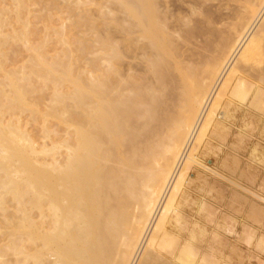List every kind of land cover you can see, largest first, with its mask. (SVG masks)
I'll return each instance as SVG.
<instances>
[{
	"label": "bare ground",
	"instance_id": "6f19581e",
	"mask_svg": "<svg viewBox=\"0 0 264 264\" xmlns=\"http://www.w3.org/2000/svg\"><path fill=\"white\" fill-rule=\"evenodd\" d=\"M202 1H121L119 25H110L114 29L108 27L104 33L105 59L90 61L86 86L81 79H74L85 75L74 74V61L63 62L57 55L48 63L43 47L40 51L44 53L37 52L38 46L36 52L31 51L42 70L36 80L54 83L50 77L60 74V82L54 78L57 84L52 102L60 103L68 113L63 124L65 129L74 127L73 147L67 148L63 164L43 150L52 161L42 163L39 158L45 154L38 158V146L22 123L12 118L4 124V114L0 115V190L7 187L15 198L29 195L34 201L28 207V203L23 207L27 200L18 206L22 215L17 229L23 236L13 239L8 264H188V259L200 255L180 233L175 240L181 246L177 256L163 254L168 251L165 246L174 241L176 229L183 228L179 227L178 197L191 164H195L196 147L218 116L220 100L214 95L219 85L225 93L236 80L234 98L245 97L243 79L234 65L235 69H230L231 64L237 56L236 61L249 62L264 47V35L256 31L261 19L264 26V0H243L236 8L228 4L236 0H226L222 6L218 0L217 8L205 3L200 6ZM254 29L257 34L253 37ZM60 35H65L63 28ZM29 71L30 75L5 74L11 88V95H3L8 104L18 101L27 105L24 97L33 86ZM42 82L39 84L44 85ZM61 82H68L70 90L62 89ZM4 90L0 86V94ZM220 116L224 117L223 111ZM198 226V222L193 223L196 229ZM3 261L0 264H5Z\"/></svg>",
	"mask_w": 264,
	"mask_h": 264
},
{
	"label": "rangeland",
	"instance_id": "374dc122",
	"mask_svg": "<svg viewBox=\"0 0 264 264\" xmlns=\"http://www.w3.org/2000/svg\"><path fill=\"white\" fill-rule=\"evenodd\" d=\"M14 1L15 0H0V10L4 9V12L3 10L2 12H0V23L2 25L1 27H3H0V31L3 30L2 33L0 32V48L1 46H3L0 50L2 51L0 52V55L3 54L0 56V67H2L0 69V86L1 91L4 90V88L6 90V92L4 90L3 94H0V115L4 114L1 115L3 116V118L0 117V119L2 118L1 120L3 122L5 121L4 124L12 118L13 120L17 119L18 121H20L23 127L26 128L23 129L22 127V129L26 131L28 133V136H30V138L35 142V146H38V158L39 156H42V154H45L43 150H47V156H49L50 153H53V155H51H55L54 158L56 159V161L63 164L65 162L64 159L67 148L73 147V138L71 135L73 133L72 130L74 127H70L67 129L64 128L66 127V125L63 123H65L68 119V113H66L65 110L62 109V105L60 103L56 105L52 102L53 87L54 83H56L54 78L58 82H60V74L54 73L56 74V76H54V78L50 77V79L53 80L54 83L51 81H47V83L46 81H43L45 82L43 83V79L40 81H38L39 79L36 80L38 76L42 74V70L37 66L34 53L31 51H35L34 49H36V47L38 46L37 48L39 49L36 50L37 52H39L43 47L44 50L43 48L41 50H46V52H40L46 55V60H50L47 61L48 63H50L51 60L58 58L57 55L63 62H66L68 60L67 62L72 63L74 61V65L72 64V68L74 67V74H85L84 76L78 75L80 76V78H76L74 76V79H81V81L84 82V86H86V76L87 71H89L88 66H90V64L92 63H90V61L94 62L95 60L97 61V59L98 61L105 59L106 53L104 49L106 37L104 33H108L109 28L111 27L110 25H115L114 28L118 27L116 25H119L117 21L119 20L118 16H120L121 13L120 10H122V2H125L126 0H16L15 2L17 4H14ZM20 1L24 4L23 7V4L20 5L22 8H19V4H21ZM213 1L207 0L206 2L203 0L202 4L200 3V6L205 3L206 7L217 8L220 4L219 1H222L220 6H222V3L223 5L224 3H226V0ZM243 3V0H236L234 2L230 1L228 4L230 5V7H233L234 5V7L236 8L240 4L243 5ZM205 5H203V7ZM17 13L18 18L16 17ZM20 22L22 25L20 24ZM262 23L263 22L261 19L258 23V26H256V31H260V34L262 33V35H264V26L262 25ZM62 28L65 30V35H63L64 37L60 35ZM104 28L106 30H104ZM112 28L113 27H111V29ZM22 30H24L25 32ZM261 30H263V32H261ZM254 31L252 32L254 35H251L253 37L256 36L255 34H257V32ZM17 33L20 35L18 36ZM58 35H60L61 37H59ZM20 36L27 39H21ZM15 37L17 39H15ZM19 37L21 40L18 39ZM4 38H8L9 40H5ZM3 39L7 42H3ZM65 41H68V43H65ZM28 45H31V47H29ZM26 46L28 47L26 48ZM83 47H85L86 49ZM99 48L103 50H100ZM263 48L261 50L262 52H258V55L256 54L251 58V60L249 61L250 64L249 62H245V64L240 60L236 61L238 57L237 56L234 60L235 62L233 61L234 63L231 64L232 66H230L231 69L234 65L236 69H233H235L236 72H238L237 74L243 79L242 83L245 87L243 88L244 90L246 89L244 91V99H240L235 96L237 98L236 100V98H234L233 96L232 92L235 86L234 84H237L236 80L233 82L230 90L226 91L225 93L222 92V89H220L219 85L218 94L216 91L214 95V99L216 98V101L220 100V105L217 110L218 116H220V113H222L223 111L224 117L221 118V116H215L213 125L209 128L206 136L196 147V152L194 151L195 154L193 152L195 164H191V167L188 170L187 175L185 176L184 188L181 189L178 197L179 211L182 217V221L179 227H183L184 229H176L175 235L172 237L174 241H172V243H169L170 246L169 244L168 246H165V249L167 248L168 251L164 250L163 254L166 256H170L171 254L175 253V256H177L181 246H179V244H177L175 240L178 236V234L176 233H180L186 235L185 237L187 238V242H189L194 248L193 251L200 253V255L197 254L195 258L191 257V260L188 259V264H191L192 262V264H200L199 261L206 262L210 258L211 260H208V262H206L205 264H240L241 262V264H264V67L261 68V66H264ZM66 50H68L69 53ZM66 52L68 53V55ZM64 53L67 55V59ZM53 57L56 58L53 59ZM256 57H258V59ZM64 58L66 60H63ZM69 59H71V61ZM1 60L6 61L3 62ZM260 62H263V64H261ZM253 64L255 65V67ZM238 67L241 69H239ZM16 70H19L20 72H16ZM32 70L35 71V75L33 74L34 72ZM27 71H29V73L33 75H31L33 79L36 78L35 80L32 79V81H30L31 86H33L30 87L32 88V90L29 89L31 91H27L29 93V99L28 97H26V95H28L27 92L25 95L26 98L24 97V103H27V105H24L22 103L20 104L18 101V106L16 105V101L12 102L13 104L16 103L14 105L12 103L8 104L5 100L6 96L3 95H11V88L10 84L4 77L6 76L5 74H7V72L8 74L13 72L12 74L20 76L22 75V72H26L27 75H30L27 73ZM38 71L39 73L41 72V74H39ZM36 74L38 75L37 77ZM39 78H41V76H39ZM40 82H42V84L44 85L39 84ZM51 83L53 86H51ZM61 83L63 84L62 89L65 88L64 90H70V85H68V82ZM3 84L5 85V87ZM39 88H41V92L37 91L39 90ZM249 90L251 92H249ZM255 91L256 93H254ZM258 96L261 98H259ZM256 98L259 99L257 100ZM29 100L31 103H28ZM229 103L232 106H229ZM22 105H24V108ZM29 105L30 108L32 106L35 107H32L33 109L28 108L27 110V106ZM7 106H9L10 108ZM20 107L23 109H21ZM10 109L12 112L10 111ZM29 110L31 111L29 112ZM8 112H10L11 114ZM39 114L42 115V117H40ZM43 114H46V116H44ZM217 121H219L220 123H217ZM43 122L45 125L43 124ZM40 147L42 150L40 149ZM46 154L43 156L45 157ZM51 155L49 157H52ZM47 156V160L44 159V157H42L43 159L39 158V160H41L40 162L44 163L45 160V163L47 162L48 164H50L49 162L52 161L53 157L49 160V157ZM202 176L204 177L202 178ZM1 177L2 172L0 171V179L2 180ZM198 180H200V182ZM198 183L200 186L198 185ZM1 188L2 186H0V189ZM4 189L5 187L2 190ZM1 192V195H4V198L0 196V207L1 205H3L4 207L2 206L0 209V260H4L3 262L5 264H8L7 261H10L11 258L10 254L13 239H16L17 236L19 238L23 236L21 229H17L19 226H21L20 222L22 215L21 212L19 213L18 211V206H21L27 200L28 202L26 201V203L23 204V207L27 203L28 204L26 206L28 207L34 201L29 195V197L27 195H24L23 197H21V200L15 198L11 190L7 187L4 192ZM24 198L25 200L23 201ZM3 200L5 202H3ZM8 217L11 218L8 219ZM6 219L9 222H6ZM195 222H198L199 229L193 227V223ZM10 233H13V235H11ZM194 238L198 241L194 240ZM208 242L210 243L208 244ZM235 253L242 254L237 255ZM232 254L235 257H232ZM243 254L245 256H243ZM200 256H203V260ZM206 258L207 260H204ZM203 262L201 264H203Z\"/></svg>",
	"mask_w": 264,
	"mask_h": 264
}]
</instances>
